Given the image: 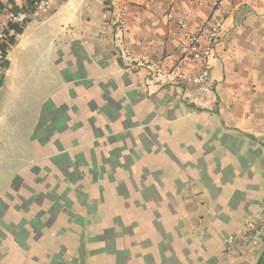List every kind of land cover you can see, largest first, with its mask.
I'll list each match as a JSON object with an SVG mask.
<instances>
[{
  "label": "crops",
  "instance_id": "crops-1",
  "mask_svg": "<svg viewBox=\"0 0 264 264\" xmlns=\"http://www.w3.org/2000/svg\"><path fill=\"white\" fill-rule=\"evenodd\" d=\"M123 2L41 0L20 16L27 22L15 34L0 84V171L13 162L15 176L0 197V264L15 262L17 250L29 251L24 260L33 264L34 247L50 250L44 236L51 228L17 226V194L31 196L26 190L33 186V168L43 165L50 148L56 157L52 161L68 171L80 172L83 161L90 172L106 171L123 148L102 151L99 163L94 146L105 135H153L162 125L175 130L202 110L211 118L226 113L227 123H242L249 132L264 135V128L253 126L264 125V0H134L126 10V28L120 29L115 18ZM220 15L226 22L205 81L193 84L165 74L163 70L190 76L199 72L202 64L184 52L185 40ZM6 18L0 12V25ZM9 135H19L24 149L19 157L26 158L16 168L15 153L10 160L6 147ZM68 135L73 136L71 145L65 143ZM26 139L32 148L28 160ZM253 170L259 174L256 183L217 185L218 192L194 197L202 208L195 222L158 230L164 233L152 243V264H240L255 249L258 231L254 237L248 233L264 215V163L255 160ZM63 205L52 201L48 211L65 216ZM78 214L88 219L86 212ZM21 235L26 236L23 245ZM1 250L9 254L3 256Z\"/></svg>",
  "mask_w": 264,
  "mask_h": 264
},
{
  "label": "rangeland",
  "instance_id": "rangeland-1",
  "mask_svg": "<svg viewBox=\"0 0 264 264\" xmlns=\"http://www.w3.org/2000/svg\"><path fill=\"white\" fill-rule=\"evenodd\" d=\"M202 112L193 115L187 126L179 124L175 130L173 125H162L153 135H105L107 139L94 146L99 163L102 151L109 154L110 147L123 148V154L121 151L115 155L113 162L107 163L106 171L98 170V174L93 171L97 176H93L83 161L81 171H68L67 177L63 163L57 166L52 161L56 157L51 155L54 149L50 148V155L41 159L43 165L33 168V186L26 190V193L30 190L31 196L29 192L17 194L18 228L31 223L51 228L49 235L44 236L50 250L41 252L34 247L37 251H33V264H78L81 239H86L85 264H152V243L159 241L164 233L158 230L172 226L180 229L195 222L194 216L202 213L194 197L210 190L218 192L217 185L230 188L256 183L259 174L253 169L255 160L264 163V139H261L264 135L259 131L249 132L242 123H227L226 113L211 118L205 110ZM253 126L264 128L263 124ZM72 137L66 136V145H71ZM9 141L6 147L11 153L10 160L15 153L16 168L26 159L19 157V153L24 155V149L20 148L19 135H9ZM26 144L28 160V139ZM58 146H62L59 140ZM84 150L88 151L86 147ZM11 163L12 167L0 171V197L6 186L15 181L14 163ZM95 166L97 170L99 166ZM52 201L64 202L68 214L62 216V211L51 214L48 210ZM25 212L27 217L32 214L33 219L24 218ZM83 212L88 214L85 229ZM260 217L258 224L262 228L258 235L250 234L254 226L248 233L256 239L255 249L240 264H254L264 245V215ZM25 239L24 235L18 236L22 245ZM2 252L3 256L9 254L6 250ZM28 254L29 251L17 250L15 262L8 260L2 264H28L29 259L24 260Z\"/></svg>",
  "mask_w": 264,
  "mask_h": 264
},
{
  "label": "built area",
  "instance_id": "built-area-1",
  "mask_svg": "<svg viewBox=\"0 0 264 264\" xmlns=\"http://www.w3.org/2000/svg\"><path fill=\"white\" fill-rule=\"evenodd\" d=\"M134 0H124L116 12V25L120 29L126 28V10L130 3ZM0 4L6 6L5 15L6 20L0 25V79L4 76V61L6 59L3 46L10 45V38L14 36V31L9 28V24L19 20V17L8 10L14 6L21 7L22 0H0ZM226 22V16L220 15L210 25L205 26L197 35L188 36L184 44V52L194 59L201 62L202 67L199 72L194 75H186L180 71L163 70L165 74H169L175 80H181L193 84H201L205 81L207 76V69L209 67V59L213 53L214 45L220 38L222 29ZM205 38L206 44L202 43Z\"/></svg>",
  "mask_w": 264,
  "mask_h": 264
},
{
  "label": "trees",
  "instance_id": "trees-1",
  "mask_svg": "<svg viewBox=\"0 0 264 264\" xmlns=\"http://www.w3.org/2000/svg\"><path fill=\"white\" fill-rule=\"evenodd\" d=\"M38 1H41V0H29L28 4L27 5H22L21 7L19 6H14L12 8H10L8 11L11 12V13H14L15 15H17L19 17V20L18 21H15V22H12L9 24V28L11 30L14 31V36L10 38V45L8 46H3V49H4V53H5V56H6V59L4 61V70L6 71L8 66H9V62L7 60V54H8V51L10 49V47L15 43V34L17 33H21L23 28L25 27L26 25V22L27 20L26 19H20V16L24 15L26 12L28 11H33L36 7H35V4L36 2ZM65 1V0H64ZM6 10V6L3 5V4H0V12ZM4 76L0 79V84L3 80ZM64 168H67V166H65ZM63 168V171L65 172L66 176L69 177L67 174L68 173V170L67 169H64ZM93 175H95V173L92 171ZM97 173V172H96ZM98 174V173H97ZM97 174L95 176H97ZM78 175V174H77ZM76 175V176H77ZM82 176V175H81ZM75 180V178H74ZM84 229H85V226L87 224V220L84 221ZM262 225L260 224H257L254 229L252 230V232L250 234H254L255 232L259 231L262 227ZM85 241L86 239H81V242H80V248H81V255L79 256V258L77 259V262L78 264H85V255H84V252H85ZM259 264H264V255L263 257L261 258L260 260V263Z\"/></svg>",
  "mask_w": 264,
  "mask_h": 264
},
{
  "label": "water",
  "instance_id": "water-1",
  "mask_svg": "<svg viewBox=\"0 0 264 264\" xmlns=\"http://www.w3.org/2000/svg\"><path fill=\"white\" fill-rule=\"evenodd\" d=\"M263 255H264V245H263L262 249L260 250L259 255H258V257H257V259H256L254 264H259L261 258L263 257Z\"/></svg>",
  "mask_w": 264,
  "mask_h": 264
}]
</instances>
